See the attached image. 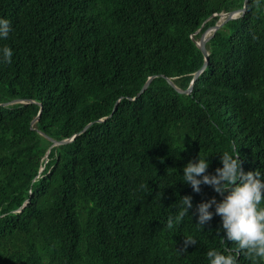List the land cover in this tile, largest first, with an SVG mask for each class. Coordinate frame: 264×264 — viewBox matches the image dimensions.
<instances>
[{
    "label": "trees",
    "instance_id": "trees-1",
    "mask_svg": "<svg viewBox=\"0 0 264 264\" xmlns=\"http://www.w3.org/2000/svg\"><path fill=\"white\" fill-rule=\"evenodd\" d=\"M244 2L0 0L14 49L0 104L24 101L0 106V264H209V248L235 246L220 215L204 231L167 217L185 194L192 213L223 198L182 181L199 152L210 173L233 144L245 171L264 168V0L208 41L190 94L166 78L189 89L206 62L196 41Z\"/></svg>",
    "mask_w": 264,
    "mask_h": 264
},
{
    "label": "clouds",
    "instance_id": "clouds-1",
    "mask_svg": "<svg viewBox=\"0 0 264 264\" xmlns=\"http://www.w3.org/2000/svg\"><path fill=\"white\" fill-rule=\"evenodd\" d=\"M12 32L11 19L0 16V40ZM13 54L10 45L0 46V62L10 63ZM239 149L240 146L233 144L230 149L221 151L222 166H217L214 173L206 171L211 163L207 159L210 153L199 152L196 159L189 160L183 166L182 181L190 183L195 192L201 191L202 184L211 185L223 198L212 196L203 200L192 213L193 197L185 194L180 196L177 211L167 217V225L171 228L185 216L197 215L195 224L204 231L212 217L220 215L221 226L216 229L217 235L221 237L222 245L232 242L235 246L209 248L206 253L209 264H241L238 259L241 253L253 261L264 260V168L245 171ZM221 232L223 235L219 234ZM196 242V237L185 236L184 251H187L188 244Z\"/></svg>",
    "mask_w": 264,
    "mask_h": 264
},
{
    "label": "water",
    "instance_id": "water-1",
    "mask_svg": "<svg viewBox=\"0 0 264 264\" xmlns=\"http://www.w3.org/2000/svg\"><path fill=\"white\" fill-rule=\"evenodd\" d=\"M248 3H249V0H245L244 2V7L240 10H235V11H232V12H229V13H222L220 15V20L219 22L213 26V27H210L208 28L201 36L200 40L199 41H196V44L197 46L200 48V50L202 51V53L204 54L205 56V59H206V62L204 64V66L202 67L201 70H199L193 77V80L191 82V85L189 87V89L187 90H181L180 88H178L175 83L173 82V80L171 78H166L167 81L169 82L170 85H172L178 92L180 93H186V94H190L192 91H193V88H194V85L196 83V81L198 80V78L200 77V75L203 73V71L207 68L208 66V57H209V52H208V49H207V43L208 41L214 36V34L220 29L222 28L226 23L232 21V20H235V19H238L239 17L243 16L247 10V7H248ZM201 30V29H200ZM199 30V31H200ZM198 31V32H199ZM197 32V33H198ZM154 77H150L149 80L146 82V84L143 86V88L141 89L140 93L138 94V96L142 95L147 89L148 87L150 86L152 80H153ZM21 102H24L22 100H13L11 102H7V103H2L0 104V106H10V105H14V104H17V103H21ZM117 107L118 105L116 104L114 110H113V113L111 114V116L115 113V111L117 110ZM42 111H40V114L39 116L36 118L35 121H33L32 125H34L38 119L40 118V115H41ZM105 119H102L100 120V122H103ZM91 124H89L85 130L87 128L90 127ZM52 143V147H55V146H59V145H62V144H67V143H70L74 140V138H71V139H67V140H62V141H57V140H54L52 138H49L47 137Z\"/></svg>",
    "mask_w": 264,
    "mask_h": 264
}]
</instances>
